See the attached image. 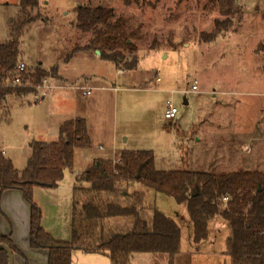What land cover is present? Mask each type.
I'll list each match as a JSON object with an SVG mask.
<instances>
[{
    "label": "rangeland",
    "instance_id": "obj_1",
    "mask_svg": "<svg viewBox=\"0 0 264 264\" xmlns=\"http://www.w3.org/2000/svg\"><path fill=\"white\" fill-rule=\"evenodd\" d=\"M19 3L0 0V43L10 38ZM236 3L243 18L235 31L200 43V33L212 31L216 19L224 18L223 0H40L34 12L38 19L20 39L21 59L30 69L41 63L52 72L56 88L41 101H36L35 93L7 96L0 107V149L23 170L34 141H56L62 121L90 114L92 146L76 149L74 166L59 186L33 190L42 225L55 238L72 239L74 182L96 156L112 155L107 144L115 126L129 135L126 144L119 139L118 151L123 147L151 150L158 169L264 171V0ZM80 4L113 7L114 14L107 20L123 15L129 29H139L140 37L134 40L139 57L135 69L122 73L97 50L84 49L94 34L76 26L74 8ZM151 46L157 50H150ZM58 73L74 83L59 82ZM101 85L115 86L116 91L101 90L97 87ZM86 90L91 93L84 94ZM169 101L179 108L173 121L165 118ZM260 138L255 155L244 150L246 143L254 147ZM100 144L106 149L100 150ZM255 158H261V164ZM152 196L182 226L183 251L189 253L194 246L193 226L186 206L162 193L152 192ZM21 198L30 209L20 189L0 192V232L21 249L22 254H13L15 264H44L41 250H33L19 223ZM209 229L193 264H224L213 250L225 249L227 222L218 217ZM186 255L178 258V264H187ZM136 257L133 264H146Z\"/></svg>",
    "mask_w": 264,
    "mask_h": 264
},
{
    "label": "trees",
    "instance_id": "obj_2",
    "mask_svg": "<svg viewBox=\"0 0 264 264\" xmlns=\"http://www.w3.org/2000/svg\"><path fill=\"white\" fill-rule=\"evenodd\" d=\"M129 2V0H127ZM224 18L216 19L210 32L202 31L200 43H210L221 32H233L243 18L236 0H223ZM20 12L13 20L10 38L0 43V107L14 93L26 96L52 75L39 63L33 70L32 86L6 84L21 59V36L38 19L34 12L40 0H20ZM75 23L94 37L84 49L99 50L100 57L115 63L119 70L139 64V29H129L128 20L114 14L113 7L80 4L74 8ZM236 17V21L232 17ZM99 22H104L98 27ZM156 49L154 46L150 50ZM157 50V49H156ZM91 146L84 117L64 121L56 141H34L23 170L0 149V191L20 189L30 204V244L48 251V264H72L76 250L107 255L111 264H132L135 253H162L171 263L181 250L182 226L162 211L152 192L185 205L192 222V243L196 250L210 234L209 225L218 217L229 227L225 253L234 264H264V171L261 169L216 172L211 167L198 171L183 167L158 169L151 150L123 149L112 158H96L80 173L72 189L71 240L55 238L42 225V210L33 198L36 186H59L74 166L77 148ZM228 198L224 203L223 199ZM0 243L19 252L13 239L0 233ZM9 255L0 250V264H9Z\"/></svg>",
    "mask_w": 264,
    "mask_h": 264
},
{
    "label": "crops",
    "instance_id": "obj_3",
    "mask_svg": "<svg viewBox=\"0 0 264 264\" xmlns=\"http://www.w3.org/2000/svg\"><path fill=\"white\" fill-rule=\"evenodd\" d=\"M224 36L225 35H223L222 37H224ZM21 51H22V49H21ZM120 71L122 73H126L125 70H120ZM58 75L60 77V78L57 79L59 82H61L63 84L74 83L73 81H71L68 78H66L64 75H62L60 73H58ZM51 76H52L51 82L53 83V85L56 88V84L54 83V79H56V78L54 77L53 74ZM157 81H160V77L157 78ZM97 87L99 89H101V90H106V89H109L110 88V90L113 89L114 92L116 91V87L115 86L114 87H107L105 85H101V86H97ZM55 88H54V90H55ZM54 90L52 92H54ZM172 91H174V90H172ZM52 92H50V94ZM90 92H91V90H90ZM84 94L89 95L90 93L87 94L86 92H84ZM261 94L264 96V92L261 93ZM184 103L185 104H188V99L187 98H184ZM88 107H92V104H90ZM101 115H102V113H101ZM76 117H84L86 119L87 127H88V133H89V136H90V139H91V146H92V132H91V125H90V121H91L90 119H92V118L90 117V114H88V112H87V114H85V116L76 115V116H73V117L68 118L66 120L73 119V118H76ZM102 118H103V116H102ZM66 120H64V121H66ZM64 121H62V123ZM236 130L238 132V129H236ZM241 131H243V130H241ZM124 135H126L125 131L118 130L117 126H115L113 128V131H112L111 140L107 144V145H111V146H109V149L112 151V155L111 156H108V157L96 156L94 159H96V158H103V159L112 158L114 156V153L118 152V148L116 146L118 145V142H119V139L120 138L121 139L122 138L124 139L123 142L125 144L128 143V141H129V135H127V137L124 136ZM262 139L263 138H260V139L256 140L254 147H251L248 143H246L244 145V150H246L247 153H252L253 155H255L256 152H257L256 150H258L259 141L262 140ZM99 149L100 150H105L106 147L103 144H100L99 145ZM123 149H132V148L123 147L120 150H123ZM255 159L258 161V164H261V162H259L260 159H257V158H255ZM19 200H20L19 201L20 202V204H19L20 205V207H19V209H20V216L18 217L19 223L21 225V228H22L23 232L26 233L27 238L29 237V242H30V209L28 208V206L26 205V203L23 201L22 198L19 199ZM2 234H4V233H2ZM211 244L214 245V240L212 241ZM202 248H203V246L201 245L199 247V249L196 250L195 246H193L191 248V250L189 251V253H186V252L183 251V247L181 245V250H180V252L178 254L175 255L174 260H173L172 263L170 261V257L167 254H162V253L160 254V253H158V255H156L157 253H135L133 255V257H132V264H133L134 256H137V255H138V257H136V258L140 262L146 263V264H154V263H158V264H178V258L181 257V256H183L184 254H188V255H186V258L184 259L185 260L184 262H186L187 264H193V258L195 257V254L194 253L201 252L202 251ZM33 250H41V256H42L43 262H44V264H48V251L47 250L37 249V248H33ZM212 250H213V248H212ZM20 251H21V249H20ZM213 252H214V255L213 256H219V258H220V260H221L222 263H224V264H234L232 258L225 253V249L220 250L218 253L216 252V250H213ZM227 258H229V259H227ZM180 263L182 264V262H180ZM12 264H15V260L12 261ZM72 264H111V261H110L109 257L107 255H104V254H100V253H85V252H83L81 250H76L74 252V254H73Z\"/></svg>",
    "mask_w": 264,
    "mask_h": 264
},
{
    "label": "built area",
    "instance_id": "obj_4",
    "mask_svg": "<svg viewBox=\"0 0 264 264\" xmlns=\"http://www.w3.org/2000/svg\"><path fill=\"white\" fill-rule=\"evenodd\" d=\"M33 70L29 68L28 64L23 60L20 59L19 62L16 64L13 73L11 76L6 78V84L12 85V86H32V74ZM52 76H48L43 79V82L36 86V91L32 92L35 93V99L36 101H41L45 98V96L52 92L55 88L53 83L51 82ZM193 90L197 89L196 85H193ZM87 94L91 93L90 90L86 91ZM179 114V108L172 103V101H169L165 108V118L167 120L173 121L177 118ZM102 148V147H101ZM117 153V152H116ZM114 153V156L112 157L113 161L115 163L120 162V157H118ZM228 198H224L223 201L227 202Z\"/></svg>",
    "mask_w": 264,
    "mask_h": 264
},
{
    "label": "water",
    "instance_id": "obj_5",
    "mask_svg": "<svg viewBox=\"0 0 264 264\" xmlns=\"http://www.w3.org/2000/svg\"><path fill=\"white\" fill-rule=\"evenodd\" d=\"M220 36L221 35H218L217 37L219 38ZM97 54L100 55L101 52L99 50H97ZM0 250H5L8 253L9 259H10L9 264H12V261H13V252L11 251V249L7 245L0 243Z\"/></svg>",
    "mask_w": 264,
    "mask_h": 264
}]
</instances>
